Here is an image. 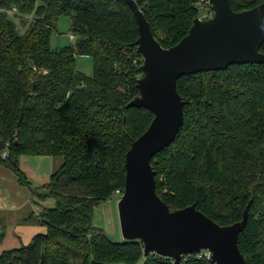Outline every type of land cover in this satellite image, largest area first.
Listing matches in <instances>:
<instances>
[{
	"label": "trees",
	"instance_id": "16d2710c",
	"mask_svg": "<svg viewBox=\"0 0 264 264\" xmlns=\"http://www.w3.org/2000/svg\"><path fill=\"white\" fill-rule=\"evenodd\" d=\"M134 1L163 48L199 16L200 0ZM263 2L230 0L235 12ZM60 17L70 18L74 44L53 50ZM138 36L123 0H0V166L31 189L22 156L62 160L46 184L32 187L40 201H55L27 218L46 232L2 252L0 264H174L145 257L138 241L114 243L92 224L98 204L122 195L125 155L153 120L144 108H127L139 96ZM77 55L91 58V76L76 69ZM176 88L183 125L151 160L156 194L170 211L194 205L220 226L240 222L250 203L238 248L246 264H264V65L186 75ZM196 254L180 264H209Z\"/></svg>",
	"mask_w": 264,
	"mask_h": 264
},
{
	"label": "water",
	"instance_id": "95a60500",
	"mask_svg": "<svg viewBox=\"0 0 264 264\" xmlns=\"http://www.w3.org/2000/svg\"><path fill=\"white\" fill-rule=\"evenodd\" d=\"M123 1L135 17L136 45L143 59L142 76L136 80L139 96L127 108H144L153 120L125 155V183L117 203L122 240L138 241L145 257L156 254L174 264L200 251L209 253V264H246L238 237L247 224L250 203L242 220L230 226L216 224L194 205L170 211L156 194L151 160L175 140L183 125L185 103L177 92L178 79L231 65H264V2L235 12L230 0H209L212 17L196 16L188 35L163 48L137 3Z\"/></svg>",
	"mask_w": 264,
	"mask_h": 264
},
{
	"label": "crops",
	"instance_id": "0c3cea01",
	"mask_svg": "<svg viewBox=\"0 0 264 264\" xmlns=\"http://www.w3.org/2000/svg\"><path fill=\"white\" fill-rule=\"evenodd\" d=\"M52 161L46 156H22L19 167L35 188L49 181ZM29 193L9 169L0 166V254L27 245L36 235L46 232L44 227L28 224L27 218L40 212V205L33 201V193Z\"/></svg>",
	"mask_w": 264,
	"mask_h": 264
},
{
	"label": "rangeland",
	"instance_id": "374dc122",
	"mask_svg": "<svg viewBox=\"0 0 264 264\" xmlns=\"http://www.w3.org/2000/svg\"><path fill=\"white\" fill-rule=\"evenodd\" d=\"M211 17H212V13L210 12L209 6H205L199 9V18L201 20L209 19ZM14 22L18 25V20H14ZM20 27L22 28L21 23H20ZM20 27H19L20 29L19 32L23 34L25 32V29H21ZM71 35L72 33L70 31V18L60 17L57 20L56 30L52 33L51 38H50L51 49L59 50L61 48L69 46L70 44H74V41L71 42L69 40V37ZM75 67L78 71H80L81 73L87 76H91L93 74L92 60L90 57L77 55L75 58ZM61 164H62L61 159H54L51 163V169L55 171L60 167ZM13 176L15 177L14 174ZM21 187L26 189L28 193L29 192L33 193L32 187L31 189H29L25 185L24 186L22 185ZM120 197L121 195L114 194L108 200L98 204L94 208L93 217H92L93 226L98 229H101L105 233V235L109 238V240L114 243L122 242V237H121L119 222H118V213H117V203ZM32 199L35 203L40 205L38 207L39 211H42L44 208H54L55 207V201L53 199H45L44 201H40L37 198V196H35L34 194L32 196ZM28 224L34 227L38 226L36 223L32 221H28Z\"/></svg>",
	"mask_w": 264,
	"mask_h": 264
},
{
	"label": "built area",
	"instance_id": "2783aa9c",
	"mask_svg": "<svg viewBox=\"0 0 264 264\" xmlns=\"http://www.w3.org/2000/svg\"><path fill=\"white\" fill-rule=\"evenodd\" d=\"M205 6H209V0H200V3L196 5V7H197L198 9H200V8H202V7H205ZM12 12L14 13L15 10L13 9ZM74 39H75V38H74V36H72V35L69 37V40H70L71 42H73ZM5 155H6V154L4 153L3 156H5ZM116 194H118V192H116ZM189 255H191V254H189ZM185 256H188V255H185ZM185 256H183V257H185ZM196 256H197V258H203V259H206V260L209 259V253H208L207 251H200V252H198V253L196 254ZM183 257H182V258H183Z\"/></svg>",
	"mask_w": 264,
	"mask_h": 264
}]
</instances>
